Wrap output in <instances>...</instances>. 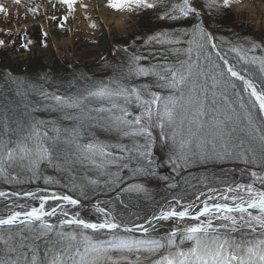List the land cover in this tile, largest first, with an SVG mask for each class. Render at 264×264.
Segmentation results:
<instances>
[{"label": "snow or ice", "instance_id": "obj_1", "mask_svg": "<svg viewBox=\"0 0 264 264\" xmlns=\"http://www.w3.org/2000/svg\"><path fill=\"white\" fill-rule=\"evenodd\" d=\"M13 2L20 4L21 0ZM28 2L31 3L32 0ZM58 2L68 10L62 20H67L68 16L73 15L77 4L86 13L89 8L83 0ZM234 2L239 0H207L205 7L217 12L226 11ZM192 4L193 0L173 3L157 19L180 21L190 13L198 15ZM103 6L116 12L138 15L165 6V0H104ZM38 7L39 5L28 8V11L35 14ZM0 13L8 15V9L2 4ZM51 19L55 20L57 17L53 16ZM86 19L91 17L86 14ZM89 26L95 29L97 24L92 22ZM59 27L63 28V23ZM43 35L47 37L48 33L44 32ZM181 35H191V39L187 40L189 47L183 49L187 54L186 59H178L175 65L165 62L145 67L141 61L148 60L149 57L133 53L128 58L127 69L122 70L118 78L97 82L95 86L85 88L82 94L65 96L40 90L36 93L40 99L29 101L28 90L37 86L29 84L23 78L13 77L11 72L5 70V79L17 85L16 95L25 100V111L17 117L15 109L12 114L7 107L0 109V176L9 183L20 182L18 175L10 177L8 171L9 168L19 165L32 173L29 177L32 179L36 176L41 161L52 163L56 156L59 159L57 167L71 169L75 165H91L101 175L112 177L106 183L114 184L118 173L109 172L110 166L119 165L125 159H134L135 157L130 155L133 152L138 153L140 157L151 156L150 139L145 145L137 143L134 147H129L120 140L134 137L151 138L150 129L153 126L161 129L162 138L171 139L174 144L179 137V159L185 163L191 156H199L201 160L212 157L222 159L234 153L245 164L264 168V119H258L251 110L258 106L259 115L264 116V79L257 84L253 79L246 78L241 74V70L217 52L216 56L225 66L220 69V65L215 64L208 51L209 45L212 49L218 47L213 43L216 38L202 23H195L191 29H177L175 33L156 32L149 35L144 44L154 42L157 45H178L181 43ZM21 39L24 40L25 37L22 36ZM32 43L29 39L21 47L28 49ZM3 47H7V44L5 40L0 39V48ZM257 47V43L251 42L248 51ZM115 51L119 50H114V54ZM123 51L127 52L128 49L124 48ZM171 51L179 54L182 50L173 48ZM231 51L238 53L240 60L250 59L251 63L258 62L259 70L264 74V57H247L242 45L233 47ZM193 53L196 55L195 60L192 58ZM201 58L208 61L214 70L213 74H209L208 69L200 63ZM133 76H154L155 87L161 91H152V86L147 84L136 86L124 83ZM230 78H236L243 83V92L248 94L247 104L240 92L235 91L236 85ZM208 79L212 81L211 89L207 87ZM230 89L238 98L242 116L229 100ZM162 90H168V94L163 95ZM4 99L7 100V97ZM94 102L98 106H95ZM133 104L140 109L139 114L129 110ZM19 107L17 104V108ZM38 110L58 115L44 120L33 115ZM62 121L71 122V126L62 125ZM166 125L172 127L171 136L164 133ZM93 129L110 133L116 142L100 140L91 131ZM86 132L91 138L84 142ZM193 142L199 150L196 153L191 152ZM123 167L127 168L128 164H123ZM144 171L147 170L143 167L136 169L137 173ZM251 175L264 186V176L255 171H252ZM90 183L97 184L98 181L90 180ZM80 187L83 195V186ZM139 191H143L141 184H130L120 189V192ZM227 192L231 195L225 196L224 199L232 200V205H210L205 202L203 208L192 216V219L199 223L185 225L182 229L173 228L165 243L160 239L143 240L118 235L117 230L120 229L125 232L148 233L149 228L144 224L118 221L112 211L100 206L99 201L92 207L103 219L92 222L83 218L79 211H74L69 216V212L63 210L59 202L71 206L81 205V200L72 195L56 192L39 194L29 191H0V198L5 200L21 195L39 200L38 207L15 203L5 206L7 214L0 216V226L24 227L19 232L9 231L6 236L0 234V242L4 245L0 264H264V189L256 188L251 183L237 184L236 188L229 187ZM117 197L119 198V193ZM48 201L57 202L56 206L46 210ZM191 208L192 205L184 207L181 211L174 207L167 210L162 208L158 215H153L146 223L173 217L183 220L190 215ZM250 209L258 211L254 214ZM58 211L61 213L59 225L49 223L46 218L56 216ZM202 216H208V219L200 220ZM213 220L218 221L215 226ZM34 222H38L39 231L34 230ZM64 225L75 226L79 231L65 232L62 230ZM244 229L250 233L259 231L258 238L236 241L230 235ZM25 230L30 235H23ZM88 230L93 233L108 230L111 235L107 241L98 240L94 239ZM53 232L56 239H44V252L43 256H40L38 242ZM177 232L181 233L179 244L176 243ZM185 240L192 242L190 247H182ZM162 249L165 250L163 254ZM141 251L148 255L142 258L139 255ZM133 252L137 253L134 260L128 255Z\"/></svg>", "mask_w": 264, "mask_h": 264}, {"label": "rangeland", "instance_id": "obj_2", "mask_svg": "<svg viewBox=\"0 0 264 264\" xmlns=\"http://www.w3.org/2000/svg\"><path fill=\"white\" fill-rule=\"evenodd\" d=\"M0 4L8 9L7 16L0 13V39L8 42L7 49L0 48V86H9L10 88L17 89L16 84H13L9 79H5V70L11 72L12 76L15 74L16 76L23 77L25 80L37 86L28 93L29 101H38L40 97L36 93L40 90L55 92L56 94L65 96L82 94L86 87L79 88V86H75L77 80L72 76L70 77L68 73L77 75L82 73L80 75L81 78L82 76L88 78L108 76L104 78L103 82H108L109 78H118L122 70L127 69L128 58L133 54L124 43V36L136 32L138 16L139 18L144 16L146 23H149L151 18L156 20L157 17L156 11L154 10H148L138 15H129L109 9V12L114 14L113 17H124L122 18V23L115 25L113 22H105L96 16L92 17V15H87L91 19H86V14L78 18L73 13V15L68 16L67 20H62L61 18L67 15L68 10L58 0H32L31 3L28 0H21L20 4H15L13 0H0ZM37 5L39 7L35 14L28 11V8L36 7ZM192 6L194 5L192 4ZM208 9L212 12H208L207 14L212 16L213 19L215 18V13L221 15L218 19L214 20V23L222 26L225 30L223 34L227 32L224 35L230 37L229 39L224 37L220 38L222 39L221 41H224L223 46L228 50L227 56L231 59L230 64L234 65L238 70H241V74L246 78L253 79L257 84H260L261 80L264 79V74L259 70V63H251L250 59L247 61L240 60L238 53L232 52L231 49L242 45L247 57H264V2L256 4L251 2V0H239V2H234L232 7L226 11L217 12L215 9ZM83 11L85 10L83 9ZM53 16L57 17V19H51ZM92 22L97 24L95 29L89 26ZM61 23L64 25L63 28L59 27ZM44 32L48 33L47 37L43 35ZM22 36L25 37L24 40L21 39ZM29 39L33 43L28 46V49L21 47ZM251 42L257 43L259 47L248 51L251 47ZM124 48H127L128 51L124 52ZM179 48L182 50L180 55L173 53L172 57L164 59L163 61L169 62L174 59L173 65H175L178 59H186L187 54L183 52V49L186 48ZM117 49L119 51H115L114 54V50ZM216 50L218 49L216 48ZM192 58L194 60L196 59L194 53ZM216 60L220 62L217 56ZM213 61L217 64L214 58ZM149 62H153V60ZM141 64L144 66L142 62ZM99 65L100 68L97 67ZM151 65L153 64L150 63L145 67H150ZM16 66H18L17 70L14 69ZM68 68H70V71ZM97 82L80 84L92 87ZM124 83L136 86L147 84L152 86V91H161L155 87L156 78L154 76H133L126 79ZM208 83L212 84L211 79L207 80ZM232 83L236 85L235 91L240 92L245 103H248V94L243 92V83L237 79ZM72 89H75L73 93L71 92ZM230 93L233 94L231 89ZM162 94L167 95L168 90H162ZM232 99L236 100L238 98L236 96H230L229 100L231 101ZM16 101L17 103L10 104L7 108L10 114L15 109V115L19 117L25 111L23 107L25 100L23 97L18 96ZM17 104L20 105L19 108H17ZM1 105L2 103L0 102V109L5 107V104ZM129 110L134 114H139L140 112V109L135 104L131 105ZM33 115L40 119L49 120L58 114H49L48 112L38 110ZM261 117L264 119L263 116ZM61 123L62 125L71 126V122L62 121ZM91 131L102 141L110 143L116 142L112 139L110 133L102 132L99 129H93ZM150 131L152 132L151 138L134 137L120 140L121 143L129 147H134L137 143L145 145L150 139L151 156L140 157L138 153L133 152L130 155L135 157L134 159H125L119 165L110 166L108 171L118 173V179L116 181H120V184L115 189L110 188L105 190L106 186L110 184V182H106L112 179L111 176L101 175L96 168L87 164L75 165L71 169L57 167L56 165L59 163V159L56 156H54L52 163L41 161L36 176L32 179H29L32 173L21 168L19 165L9 168L10 177L11 175H18L20 182L9 183L0 176V188L8 190L9 192L16 191L20 193L33 191L39 192V194H50L49 190L58 193H72L80 197V199L85 200L82 201L83 203L88 202L86 200L90 197L100 196L103 199L101 204L105 207L110 206L112 214H116L118 219L121 221L135 219V222H138L139 217H143L141 220H144L148 218L146 215L151 217L163 207L166 210L170 207H177L178 203L176 201H179V204L182 203L187 206L191 201L195 202L200 200L211 191H219L221 188H236L237 184L247 185L250 183L254 184L253 186L255 187L257 184H260V181L251 175L252 171L264 176V168L258 165L245 164L234 153L232 156H225L222 159L212 157L201 160L199 156H191L187 163H185L184 160L179 159V137H177V142L174 144L171 139L162 138L159 127L153 126ZM164 133L166 136H171L172 127L166 125ZM90 138L91 136L86 132L84 142H87V139ZM198 151L193 142L191 152L196 153ZM149 160H151V164H149ZM123 164H128V167H123ZM138 167H143L147 171L137 173L136 169ZM85 169H90V171L82 173V170ZM46 179L48 180L47 183ZM90 180H97L98 183L91 184ZM130 184L143 185V191L120 192L121 194L118 198L117 192H115L117 191L116 189L126 188ZM73 185H77V187L74 188ZM80 186H83V195L81 194ZM37 187L44 188L43 192L36 190L38 189ZM221 194L223 197L231 195ZM121 200L123 203H121ZM205 202L211 205L215 200ZM205 202L196 205L195 210L203 207ZM12 203L26 207L39 206L38 199L34 200L31 197H23L22 195L19 197H9L8 200L0 198V216L7 214V208L5 206ZM56 203L54 201H48L45 205L46 210L55 207ZM62 207L64 211L69 212V216L74 211H79L83 218L95 222L102 220L100 215L94 210L86 208L83 205ZM60 218L61 213L58 211L53 219H48L54 224ZM166 222L168 223V221ZM167 223L157 225L143 236H134L119 230H117V234L143 240L160 239L166 243L167 236L173 228L182 229L185 225L199 223V221L183 219L178 221L176 226H167ZM217 223L218 221L213 220L214 226ZM23 227L21 225L0 229V234L6 236L9 231L13 233L19 232ZM34 230L39 231L40 229L37 225H34ZM62 230L65 232L79 231L75 226L67 225H64ZM235 233L242 235L252 234V240L259 236V231L250 233L247 229L230 233V235L232 236ZM23 235L28 236L30 233L25 230ZM110 235L111 233L99 234L93 237L94 239L107 241ZM180 236V232H177V244L180 243ZM44 239L55 240L54 232L49 233L47 238H43L38 242L40 247L42 246L43 252L45 247ZM191 243V241L185 240L182 247H190ZM3 248L4 245L0 242V256L3 255ZM43 252L39 250L40 256H43ZM163 252L161 251V254ZM128 255L130 259L134 260L137 253L133 252ZM139 255L143 258L148 253L141 251Z\"/></svg>", "mask_w": 264, "mask_h": 264}, {"label": "trees", "instance_id": "obj_3", "mask_svg": "<svg viewBox=\"0 0 264 264\" xmlns=\"http://www.w3.org/2000/svg\"><path fill=\"white\" fill-rule=\"evenodd\" d=\"M179 1L180 0H165V6L158 7L157 9L154 10V11H156V16L158 17L159 15L162 14L163 11H167V9L170 8L173 3H177L178 4ZM206 3H207L206 0H198V2L196 3L197 8L199 9L198 14L202 18V22L201 23L205 26V29L206 30L208 29L213 34V36L216 38V39H214V43H216L218 45L217 48L219 50L223 51V50H225L224 48H222V47H224L223 46L224 41H221L220 38L224 37V38H228L229 39L230 37L224 35L227 32L223 34V31H225V30L223 29L222 26H218L216 23H214V20L218 19L221 15H218V14L215 13V18L213 19L212 16L207 14L208 12H212V11H210L208 9V7H205ZM174 14L178 15V13H174ZM157 17H156V20L151 18V21L149 23H146L145 22L146 18H144V16L143 17L141 16L140 18L138 16V22H136V32L134 34H128V35L124 36V39H123L124 43L128 46V48H129V50L131 52L149 57L148 60L141 61L144 66H147L150 63H152V64H158V63L159 64H164L165 63V61H163L164 59H167V58L173 56L172 54L174 52H172L171 49L179 48V47L187 48V47H189V45L187 43V40L191 39V35H189V36L181 35L180 36L181 43L178 44V45H168V44L157 45L154 42L149 44V45H145L144 44V40L147 39V37L149 35H153L154 33L161 32V31H168V32L175 33L176 30L180 29V28L191 29L192 26L195 23H197V19H195L193 16L184 17L180 21L159 20V19H157ZM7 43L8 42H6V44ZM3 48L7 49V47H3ZM208 51L211 53L212 59L214 58L215 61L217 62V64L220 65V69H223V64L220 63L218 60H216V55L214 53L212 54V50L210 49V46H208ZM181 53H182V51L179 54H177V53H174V54L180 55ZM155 57H156V59H155ZM151 60H153V62H149ZM173 61H174V59H172L168 63L173 64ZM200 63L205 68H207L209 70V74H213L214 70L211 68V66L209 65L208 61H206L203 58H201ZM97 67L100 68V65L97 66ZM14 69L17 70L18 66H16ZM68 70L70 71V68H68ZM68 74H69L70 77L72 76L73 78H75L77 80V83L75 84V86H79V88H85V87L87 88V87H89L87 85L80 84V83L88 82L89 84H92V83H95L97 81H103L104 78L108 77V76H99V77H89L88 78V77L82 76V78H81L80 75H82V73H80V75L71 74V73H68ZM13 77L23 78V77H20V76H16L15 74L13 75ZM25 81H27V80H25ZM231 81L234 82L235 80L231 79ZM27 82L29 84H32L29 81H27ZM211 85L212 84L208 83L207 87L209 89H211ZM32 90L33 89H29L28 93L31 92ZM74 90L75 89H72L71 92L73 93ZM14 91H16L15 88L13 89V88H10L9 86H3V87L0 86V102L2 103V105L5 104V107H7L10 104L17 103L16 100L18 99V96L16 95V92H14ZM228 96L230 98V96H235V95L231 94L230 90H229ZM5 97H7V100L4 99ZM245 99H247V98L245 97ZM237 100L238 99H236V100L232 99L230 102L232 103L233 107H235L237 109V112L242 116V112L239 109V104H238ZM252 111H253V113L256 114L258 119H262V117L259 115L258 106H257V108H255ZM88 171H90V170H88ZM119 184H120V181H116L114 184L110 183V184H108V186H106L105 190L110 189V188H114L115 189ZM0 187H1V185H0ZM116 190L117 191H115V192L119 193V195H120L121 194L120 193V189H116ZM88 199H90L92 201H95V202L99 201L100 204L102 203L101 201L103 200L100 196H98V197H90ZM102 206L105 207L104 205H102ZM105 208L110 210V211H112L110 206L109 207H105ZM114 216L118 219L116 214H114ZM118 220L121 221L120 219H118ZM122 221L125 222V223H131V222H135V219L122 220ZM98 233H104V232H98ZM90 234H93V236L95 234L97 235V233H93V232L90 233ZM234 239L236 241L252 240V238L249 237V236H245L244 238L234 236Z\"/></svg>", "mask_w": 264, "mask_h": 264}, {"label": "bare ground", "instance_id": "obj_4", "mask_svg": "<svg viewBox=\"0 0 264 264\" xmlns=\"http://www.w3.org/2000/svg\"><path fill=\"white\" fill-rule=\"evenodd\" d=\"M84 3H87L89 5V8L87 9V13L85 11H83L82 8L79 7V4L76 5V9H75V14L76 16L79 18L81 16H83L84 14L87 15H92V17L96 16L99 19H101L102 21L105 22H113L115 25H119L120 23H122V18H124L123 16H120L118 18L113 17L114 14H112L111 12H109L110 10L106 7L103 6L104 0H83ZM251 2L256 3V4H261L262 2H264V0H251ZM259 187L264 189V186L261 185V183L259 184ZM239 191V190H237ZM220 193H225L227 194V189L226 188H222V190H220ZM231 194V193H229ZM213 198H215V203H228L230 204L231 202H233L232 200H225L223 196L221 195H210ZM208 217V216H205Z\"/></svg>", "mask_w": 264, "mask_h": 264}, {"label": "water", "instance_id": "obj_5", "mask_svg": "<svg viewBox=\"0 0 264 264\" xmlns=\"http://www.w3.org/2000/svg\"><path fill=\"white\" fill-rule=\"evenodd\" d=\"M86 206H91V207H92L93 205H86ZM192 216H193V215H191V216H188V217L192 218ZM185 218H187V217H185ZM178 219H180V218L173 217V218H172V220H173V223H174L176 220H178Z\"/></svg>", "mask_w": 264, "mask_h": 264}]
</instances>
